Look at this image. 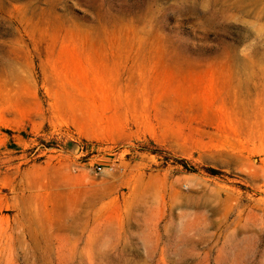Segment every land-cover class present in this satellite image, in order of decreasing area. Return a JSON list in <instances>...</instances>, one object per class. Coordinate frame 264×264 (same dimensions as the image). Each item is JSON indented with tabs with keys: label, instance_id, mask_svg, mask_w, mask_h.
I'll return each instance as SVG.
<instances>
[{
	"label": "rangeland",
	"instance_id": "374dc122",
	"mask_svg": "<svg viewBox=\"0 0 264 264\" xmlns=\"http://www.w3.org/2000/svg\"><path fill=\"white\" fill-rule=\"evenodd\" d=\"M0 264H264V0H0Z\"/></svg>",
	"mask_w": 264,
	"mask_h": 264
},
{
	"label": "trees",
	"instance_id": "16d2710c",
	"mask_svg": "<svg viewBox=\"0 0 264 264\" xmlns=\"http://www.w3.org/2000/svg\"><path fill=\"white\" fill-rule=\"evenodd\" d=\"M179 162L182 163V165H183L184 167H186V169H188L189 171H192V170H193V169L188 168V167L185 165V161H183V160H179ZM206 170H207L208 173H210V174H216V173H217V171H216L215 169H213V168H207Z\"/></svg>",
	"mask_w": 264,
	"mask_h": 264
}]
</instances>
